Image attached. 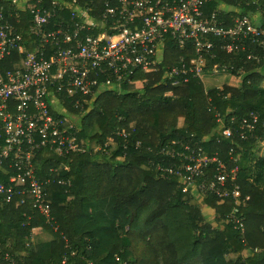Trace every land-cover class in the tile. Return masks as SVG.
Listing matches in <instances>:
<instances>
[{
	"label": "trees",
	"instance_id": "obj_1",
	"mask_svg": "<svg viewBox=\"0 0 264 264\" xmlns=\"http://www.w3.org/2000/svg\"><path fill=\"white\" fill-rule=\"evenodd\" d=\"M79 1L83 6H93L96 19L104 9L103 0ZM219 1L206 3V15ZM3 4L17 16L14 20L21 21H14L18 33L31 39L28 30L32 14L12 0ZM40 6L51 9V0H43ZM244 6L240 3V8ZM60 7L59 16L69 19L72 8ZM242 13L235 10L220 19L230 20ZM138 23L141 25V20ZM105 33L118 31L107 28ZM208 38L215 42V57L204 53L203 78L170 88L174 96H164L168 90L162 81L165 70L179 65L181 58L189 61L196 52L190 41L180 47L171 36L166 37L158 71L134 73L131 81L147 78L140 95L127 92L125 84L123 93L101 96L99 109L94 108L99 114L81 119L79 141L84 150L69 155L71 170L59 174L63 178L72 175L71 186L48 189V214L30 202H7L0 194V264H10L6 256L16 264H63L64 255L68 257L64 264H117L131 255L135 258L127 264H259L264 258V157L254 162L253 152L264 139V51L257 53L259 60L244 64L241 59H232L221 47L219 37ZM13 57L20 58L21 64V53L15 51ZM13 57L10 62H0V71L19 64L14 65ZM215 63L220 69L225 64L229 69L212 74ZM232 75L240 77L238 84L227 82ZM219 77L221 87L216 84ZM70 111L79 113L74 108ZM253 115L258 116L254 131H246V138H240L233 126L240 128ZM93 125L97 131L91 133ZM117 128L122 130L119 136L115 134ZM224 128L231 129L232 134H222ZM172 140L180 142L177 149L185 164L195 163L189 158L191 154L211 159L198 177L189 180L185 171L181 177H161L162 169L171 164L162 150ZM96 143L100 145L92 146ZM39 164V174L44 175L57 161L45 153ZM5 169L7 174L17 173ZM0 180L8 183L2 172ZM201 184L205 188L197 190ZM236 185L240 196L234 198L231 191ZM221 189L229 194L219 198L215 193ZM108 197L114 201L103 205ZM193 199L197 205L191 204ZM203 207L213 209L214 214L203 215ZM237 222L243 223V232ZM32 227L39 232L30 238ZM133 244H139L140 255L130 253ZM21 248L28 251L21 255ZM230 251L239 253L235 261L228 259Z\"/></svg>",
	"mask_w": 264,
	"mask_h": 264
},
{
	"label": "built area",
	"instance_id": "obj_2",
	"mask_svg": "<svg viewBox=\"0 0 264 264\" xmlns=\"http://www.w3.org/2000/svg\"><path fill=\"white\" fill-rule=\"evenodd\" d=\"M0 0V62H10L13 52L21 53L15 68L0 71V172L6 175L7 184L0 180V194L7 202H28L43 214H48L46 203L48 189L53 185L71 186L72 175L60 177L71 170L69 155L82 152L79 141L82 129L81 118L99 109L101 96L108 92L123 93L125 84L132 82L134 73H155L163 59L167 36L183 47L190 41L195 56L189 61L180 59L179 65L165 70L164 96H174L169 90L191 79L203 78L206 52L211 58L215 42L208 36L219 37L221 47L232 59L259 60L258 52L264 51V0H235V10L242 13L230 20L222 16L229 13L227 0L219 1L216 9L206 15L209 0H103L104 9L95 14L92 5H81L79 0H51V9L40 6L43 0H25L32 14L28 36L22 37L20 23L8 11V4ZM245 6L240 8V3ZM19 0H12V4ZM72 8L69 19L60 17L61 5ZM20 5V4H19ZM233 10V11H235ZM232 12V11H231ZM141 20V25L138 23ZM118 31L106 35L105 30ZM95 30L97 33H95ZM162 56H158V52ZM15 56V55H14ZM214 64L212 74L226 72ZM244 67L241 68V71ZM147 78L141 80L142 86ZM207 94V93H206ZM79 110V113L70 111ZM257 115L245 119L240 128L233 130L240 138H246V131L253 132ZM121 135L120 128L115 130ZM222 134L231 135V129L224 128ZM112 141V140H110ZM179 141L172 140L162 150L171 163L162 169L161 177H181L188 172V179L198 177L211 159L208 156H189L195 163L188 165L178 151ZM109 144L106 143L105 147ZM188 149L187 145L184 146ZM45 153L53 155L57 164L50 166L41 175L40 161ZM175 162H180L176 164ZM16 174H7L6 169ZM236 169L233 176L236 177ZM69 173V172H68ZM223 179V178H221ZM201 184L198 189H204ZM219 198L229 193L217 190ZM232 197H239V187L231 191ZM31 217H28L30 219ZM243 232V223H236ZM31 228L30 238L37 234ZM10 264L16 262L6 256ZM68 257H62V263Z\"/></svg>",
	"mask_w": 264,
	"mask_h": 264
},
{
	"label": "rangeland",
	"instance_id": "obj_3",
	"mask_svg": "<svg viewBox=\"0 0 264 264\" xmlns=\"http://www.w3.org/2000/svg\"><path fill=\"white\" fill-rule=\"evenodd\" d=\"M24 1H25V0H19V4H20L21 6H23V7H24V6L26 7V5L24 4ZM227 2H228V4H227V6H226V9H227L228 11H230V12L233 11V10H235V7H234V5H235V0H227ZM93 10H94V9H93ZM165 41H166V38L163 40V43H165ZM163 54H164V50H163ZM163 54H162L161 51L158 52V56H159V57L162 56ZM240 71H241V70H240ZM241 79H242V78H241ZM204 80H206L205 77H204ZM221 81H222V78H221V77L217 78V82H216V84H219L218 87H221ZM227 82H228L230 85H236V84H238V83L240 82V77H239V76H236V75H232V76H230V78L227 80ZM211 83H212V82H211ZM262 86H264V81L262 82ZM142 87H143V86H142V84H141V81H138V80H137V81H132V82H130V83L128 84L129 92H135L137 95H140V93H142ZM96 105H97V103H95V106H96ZM91 114L95 117L97 114H99V112H98V111L90 112L89 115H91ZM181 120H182V119H180V121H181ZM127 124H129V122H127ZM96 129H97L96 125H93L92 128H91V133H94L95 131H97ZM261 137H264V135L261 136ZM259 140H260V139H259ZM258 144H259L258 147H257V148L255 149V151L253 152V158L255 159L254 162H255L258 158H260V157H264V139L260 140ZM99 145H100L99 143H96V145L92 144V146H96V147H98ZM115 145H116V142H115L114 144L111 145L109 151H111V150L115 147ZM94 151H95V150H93L92 152H94ZM121 158H123V157H121ZM118 159H120V157H119ZM159 178H160V180H164V179H162L160 176H159ZM161 182H162V181H161ZM262 185H263V184H262ZM113 201H114L113 198L108 197V198L105 199L103 205H109V204H111ZM191 204L197 205V201H196L195 199H193V202H191ZM75 205H77V204L75 203ZM108 208H109V207H108ZM200 210H201V209H200ZM214 212H215V211H214L213 209H211V208H207V207H203V209L201 210V213H202L203 215H206V214L213 215ZM192 235H194V232H193ZM18 251H20V252H18L19 254L23 255V254H25L24 252H26V251H28V250L21 248V249H18ZM258 251H259V250H258ZM132 252H135L137 255H140V246H139V244H133V245L130 247V253H132ZM248 253H250V250L246 251V254H248ZM238 254H239V253H238L237 251H230V252H228V254H227V255H228V259H230L231 261H235V259H236V257H237ZM134 258H135V257H134L133 255H131L127 260H119V261L117 262V264H127L128 261H133ZM35 263H36V262H35ZM259 264H264V258H263L261 261H259Z\"/></svg>",
	"mask_w": 264,
	"mask_h": 264
},
{
	"label": "clouds",
	"instance_id": "obj_4",
	"mask_svg": "<svg viewBox=\"0 0 264 264\" xmlns=\"http://www.w3.org/2000/svg\"><path fill=\"white\" fill-rule=\"evenodd\" d=\"M129 91V89L127 90V92ZM99 106H100V102H99ZM95 107H97V105L95 106ZM82 119V118H81ZM118 129V128H117ZM96 151V150H95ZM109 150H107L106 151V153L108 152ZM109 153H110V151H109Z\"/></svg>",
	"mask_w": 264,
	"mask_h": 264
},
{
	"label": "crops",
	"instance_id": "obj_5",
	"mask_svg": "<svg viewBox=\"0 0 264 264\" xmlns=\"http://www.w3.org/2000/svg\"><path fill=\"white\" fill-rule=\"evenodd\" d=\"M18 252H20V251H18ZM62 262V261H61Z\"/></svg>",
	"mask_w": 264,
	"mask_h": 264
}]
</instances>
